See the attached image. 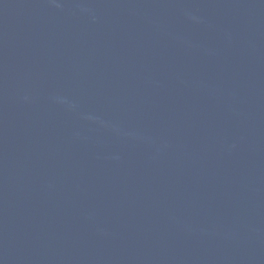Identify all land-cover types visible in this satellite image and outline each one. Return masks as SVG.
<instances>
[{"label": "water", "instance_id": "95a60500", "mask_svg": "<svg viewBox=\"0 0 264 264\" xmlns=\"http://www.w3.org/2000/svg\"><path fill=\"white\" fill-rule=\"evenodd\" d=\"M0 264H264V0H0Z\"/></svg>", "mask_w": 264, "mask_h": 264}]
</instances>
